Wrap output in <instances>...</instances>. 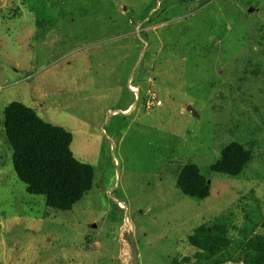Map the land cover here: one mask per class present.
<instances>
[{"label":"rangeland","instance_id":"374dc122","mask_svg":"<svg viewBox=\"0 0 264 264\" xmlns=\"http://www.w3.org/2000/svg\"><path fill=\"white\" fill-rule=\"evenodd\" d=\"M13 101L71 133L93 167L71 211L17 179ZM231 142L250 161L211 172ZM188 163L206 199L178 189ZM199 227L226 239L213 256L190 243ZM260 236L264 0H0V264H255Z\"/></svg>","mask_w":264,"mask_h":264},{"label":"trees","instance_id":"16d2710c","mask_svg":"<svg viewBox=\"0 0 264 264\" xmlns=\"http://www.w3.org/2000/svg\"><path fill=\"white\" fill-rule=\"evenodd\" d=\"M3 129L12 151L11 163L17 179L25 186L27 194L42 196L47 208L71 211L91 190L94 169L73 156L70 149L71 133L44 122L35 110L16 101L4 107ZM250 159L248 150L231 142L222 148L210 171L236 177ZM177 187L183 195L197 200L206 199L210 190L208 181L200 174L198 167L191 163L181 169ZM206 236L211 238L208 242H204ZM225 242V237H214L204 227H199L190 239L191 245L205 250L211 256L217 252L216 247ZM251 247L257 252L253 262L263 264L264 236L257 237Z\"/></svg>","mask_w":264,"mask_h":264},{"label":"water","instance_id":"95a60500","mask_svg":"<svg viewBox=\"0 0 264 264\" xmlns=\"http://www.w3.org/2000/svg\"><path fill=\"white\" fill-rule=\"evenodd\" d=\"M186 110H187V112H189L190 114H192V115H194V116H196L197 114L194 112V110L191 108V107H187L186 108Z\"/></svg>","mask_w":264,"mask_h":264},{"label":"crops","instance_id":"0c3cea01","mask_svg":"<svg viewBox=\"0 0 264 264\" xmlns=\"http://www.w3.org/2000/svg\"><path fill=\"white\" fill-rule=\"evenodd\" d=\"M127 110H129V109H127Z\"/></svg>","mask_w":264,"mask_h":264}]
</instances>
